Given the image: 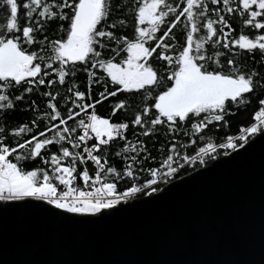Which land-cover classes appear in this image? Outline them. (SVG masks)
<instances>
[{
    "label": "snow or ice",
    "instance_id": "1",
    "mask_svg": "<svg viewBox=\"0 0 264 264\" xmlns=\"http://www.w3.org/2000/svg\"><path fill=\"white\" fill-rule=\"evenodd\" d=\"M0 10V119L35 114L0 127V213L85 228L264 138V0H0ZM253 97L250 122L214 142L212 128ZM37 159L44 167L25 170Z\"/></svg>",
    "mask_w": 264,
    "mask_h": 264
},
{
    "label": "water",
    "instance_id": "2",
    "mask_svg": "<svg viewBox=\"0 0 264 264\" xmlns=\"http://www.w3.org/2000/svg\"><path fill=\"white\" fill-rule=\"evenodd\" d=\"M254 139L85 228L0 213V264H264V138Z\"/></svg>",
    "mask_w": 264,
    "mask_h": 264
},
{
    "label": "trees",
    "instance_id": "3",
    "mask_svg": "<svg viewBox=\"0 0 264 264\" xmlns=\"http://www.w3.org/2000/svg\"><path fill=\"white\" fill-rule=\"evenodd\" d=\"M4 16V12L2 10H0V20L3 19ZM50 38H54L53 33L49 32L48 33ZM249 64V68H253V67H259L258 65H254L252 60L248 61ZM111 100V98H110ZM21 107H23V105H21ZM134 107V106H133ZM257 105L255 103V98L253 97V102L248 105L246 108H242L239 110H234L235 111V115H230L227 116L226 119L229 123V127H213L212 128V138L214 140V142H219L220 138L226 136V135H234L237 133L238 127L246 125L250 122L251 116L254 113L255 109H256ZM107 108V105H104L102 107H99L97 109L98 114L102 115V116H107L108 112L105 110ZM33 113L28 112V113H23L19 110L11 113L10 117L5 120V119H0V127H5L6 130H10L11 128L16 127L19 123H27L29 122V120L33 117ZM120 119V117H116L115 120L118 122ZM130 140H134V137H132L129 134L128 137ZM162 137L158 136L156 138H154L153 142L151 144L148 145L149 149L152 152V155L156 157L157 162L159 161V159L161 158V154L158 153L156 151V149L160 148V139ZM21 138H16V137H12V136H6V143H10L12 146H15V142ZM22 142V139H21ZM182 142H187V138H182ZM123 142H120V144L122 145ZM200 141L197 140V146L199 145ZM115 151H119V145H113ZM51 151H57V147L56 146H49V152ZM187 151L188 154H193L194 153V148H189L187 150L185 149H181V152ZM107 159L109 160V164L111 166L117 167L118 170H122V166H123V160L121 157H116L114 154L112 155H108ZM91 162H89L90 165ZM149 164H152L153 166H155V163L150 159L148 161ZM147 166V164L145 165ZM23 167L25 168V170H31L37 167H44V165L42 164V162L37 159L36 161H26L23 162ZM193 171L192 169H188L186 168L184 171H182L180 173V176L185 175L189 172ZM138 175H140L141 177V181L144 179V174L143 173H138ZM129 181H121L120 182V187L123 188L124 185L126 183H128ZM162 187V186H161Z\"/></svg>",
    "mask_w": 264,
    "mask_h": 264
}]
</instances>
